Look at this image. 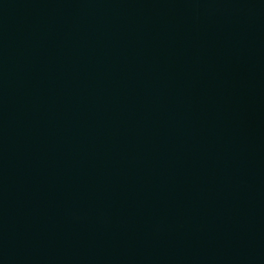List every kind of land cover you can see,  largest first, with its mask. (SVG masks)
Returning a JSON list of instances; mask_svg holds the SVG:
<instances>
[{
  "label": "water",
  "instance_id": "1",
  "mask_svg": "<svg viewBox=\"0 0 264 264\" xmlns=\"http://www.w3.org/2000/svg\"><path fill=\"white\" fill-rule=\"evenodd\" d=\"M0 264H264V0H0Z\"/></svg>",
  "mask_w": 264,
  "mask_h": 264
}]
</instances>
